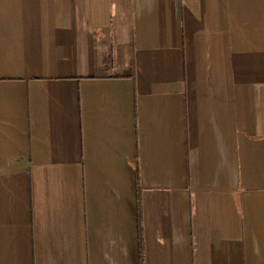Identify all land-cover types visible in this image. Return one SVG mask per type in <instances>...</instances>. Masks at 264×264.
I'll list each match as a JSON object with an SVG mask.
<instances>
[{"label": "crops", "instance_id": "crops-1", "mask_svg": "<svg viewBox=\"0 0 264 264\" xmlns=\"http://www.w3.org/2000/svg\"><path fill=\"white\" fill-rule=\"evenodd\" d=\"M138 231L264 264V0H0V264H141Z\"/></svg>", "mask_w": 264, "mask_h": 264}, {"label": "trees", "instance_id": "trees-1", "mask_svg": "<svg viewBox=\"0 0 264 264\" xmlns=\"http://www.w3.org/2000/svg\"><path fill=\"white\" fill-rule=\"evenodd\" d=\"M136 197H138V199H137V206H138V201L140 200L139 190L136 191ZM138 237H139V239H138V241H139L138 242V250H139L138 258H139V262L141 263L143 250H142V247H141V239H142V237H141V232L140 231H138Z\"/></svg>", "mask_w": 264, "mask_h": 264}]
</instances>
